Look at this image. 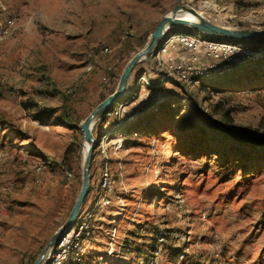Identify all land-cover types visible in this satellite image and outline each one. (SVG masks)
<instances>
[{"label":"rangeland","instance_id":"374dc122","mask_svg":"<svg viewBox=\"0 0 264 264\" xmlns=\"http://www.w3.org/2000/svg\"><path fill=\"white\" fill-rule=\"evenodd\" d=\"M175 5L264 26V0H0V264H32L63 224L81 186L80 123ZM45 17L89 29L82 62L56 59ZM152 53L92 126L77 264H264V60L190 86L161 79Z\"/></svg>","mask_w":264,"mask_h":264},{"label":"built area","instance_id":"2783aa9c","mask_svg":"<svg viewBox=\"0 0 264 264\" xmlns=\"http://www.w3.org/2000/svg\"><path fill=\"white\" fill-rule=\"evenodd\" d=\"M8 28L3 27L2 33L6 34ZM108 51V48L104 47L101 52ZM263 55L261 46L247 41L226 40L187 31L165 32L152 53L157 64L164 62L165 66L161 65L163 69L160 71L161 79L170 78L173 82L190 86L197 85L205 79H215L230 70L233 65L244 64ZM117 142L115 149L121 146L120 141ZM107 165L106 160L101 173L103 194L109 189ZM100 202H107L106 195H102ZM90 218L89 213L77 214L74 223L59 237L43 264L80 263L83 257L82 237L88 233Z\"/></svg>","mask_w":264,"mask_h":264},{"label":"water","instance_id":"95a60500","mask_svg":"<svg viewBox=\"0 0 264 264\" xmlns=\"http://www.w3.org/2000/svg\"><path fill=\"white\" fill-rule=\"evenodd\" d=\"M180 10H185L191 13L193 19L186 20L177 17L176 14ZM175 27H187L193 30L196 34H202L210 37L233 41H250L264 38V26L262 28H235L219 25L204 18L192 7L185 5H175V7L170 12L162 16L157 25L154 27L153 31L150 33L144 46L140 50L135 52L124 66L114 91L102 101H100L80 123L79 128L82 131L83 140L88 145L86 147V152L82 158L81 186L78 195L65 221L51 235L49 240L40 250L36 259L32 262V264H43L48 254L57 244L59 237L63 233H65L74 223L75 218L78 214V210L82 205L83 199L88 189L89 169L93 150L96 144L95 137L91 131L93 124L96 120L101 118L118 99L122 98L125 95L126 87L128 85V81L130 79V75L134 66L153 52L161 36L165 32H172L174 31L173 28Z\"/></svg>","mask_w":264,"mask_h":264},{"label":"crops","instance_id":"0c3cea01","mask_svg":"<svg viewBox=\"0 0 264 264\" xmlns=\"http://www.w3.org/2000/svg\"><path fill=\"white\" fill-rule=\"evenodd\" d=\"M84 7L85 6H83V8ZM41 25V29L47 33H51L52 30L56 29L55 32L50 35V40L52 42L50 41L49 43L53 46L51 47V52L57 56V60L62 59L63 55L66 54L69 59H74L79 62L83 61L81 60L82 57L85 56L88 48L91 46V40L88 36L89 29H85L84 26L83 29L80 28L78 23H75L74 21L66 20L65 22H62L61 19L52 25L51 22L47 21V17L41 20ZM77 27L79 29H77ZM36 32L38 33L35 27V33ZM57 35L59 37H56ZM42 43L43 45H46V42H41L40 39L35 42V45L37 46L35 51L37 49L40 51ZM64 67L68 68L70 65L65 66V63H61L56 69H63ZM8 164L10 163L6 159H3L0 162V170L6 168Z\"/></svg>","mask_w":264,"mask_h":264},{"label":"bare ground","instance_id":"6f19581e","mask_svg":"<svg viewBox=\"0 0 264 264\" xmlns=\"http://www.w3.org/2000/svg\"><path fill=\"white\" fill-rule=\"evenodd\" d=\"M176 16L179 17V18H182V19H186V20H192L193 19V16L191 15V13H189L188 11H185V10L178 11V13L176 14ZM87 145L88 144L84 141V143H83V149H82V157H83V155L86 152Z\"/></svg>","mask_w":264,"mask_h":264},{"label":"trees","instance_id":"16d2710c","mask_svg":"<svg viewBox=\"0 0 264 264\" xmlns=\"http://www.w3.org/2000/svg\"><path fill=\"white\" fill-rule=\"evenodd\" d=\"M249 42V41H248ZM250 43V42H249ZM252 44V43H251ZM261 52L262 53H264V46H261ZM264 60V55L263 56H261L260 58H258V59H256V60H251V61H249V63L248 62H246L245 64H243V65H241V66H245V65H248V64H257V65H259V64H261V62ZM223 136H227L225 133H223L222 134ZM235 138H240V139H242V140H244L245 138L244 137H242V136H237V137H235ZM68 148H69V146L67 147V149H66V152L68 151ZM65 152V153H66Z\"/></svg>","mask_w":264,"mask_h":264}]
</instances>
